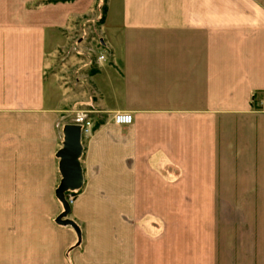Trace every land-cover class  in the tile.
Wrapping results in <instances>:
<instances>
[{
  "label": "crops",
  "instance_id": "1",
  "mask_svg": "<svg viewBox=\"0 0 264 264\" xmlns=\"http://www.w3.org/2000/svg\"><path fill=\"white\" fill-rule=\"evenodd\" d=\"M50 1L0 0V264H264V0ZM75 33L104 60L58 67Z\"/></svg>",
  "mask_w": 264,
  "mask_h": 264
},
{
  "label": "water",
  "instance_id": "2",
  "mask_svg": "<svg viewBox=\"0 0 264 264\" xmlns=\"http://www.w3.org/2000/svg\"><path fill=\"white\" fill-rule=\"evenodd\" d=\"M62 137L61 148L57 153L60 182L56 191V198L62 207V212L55 219V223L59 226L71 227L78 236V241H80L79 228L73 221L68 219L71 208L65 199V194L80 190L83 184L80 165L82 155L81 127L77 124L64 125Z\"/></svg>",
  "mask_w": 264,
  "mask_h": 264
},
{
  "label": "rangeland",
  "instance_id": "3",
  "mask_svg": "<svg viewBox=\"0 0 264 264\" xmlns=\"http://www.w3.org/2000/svg\"><path fill=\"white\" fill-rule=\"evenodd\" d=\"M71 37L72 38H70V37H68V39L66 38L65 45H63L61 48L58 49L59 52L57 53L56 58L58 56V59L59 60L56 59V58L53 59V61H55V62L58 61L59 62L58 67H62L60 64H65L66 63L67 53L75 52V50H76V52H78V54H77L78 62L75 65V68H77L78 65H81L82 64V61L85 58L89 57V56L90 57L88 59L89 60L91 59L92 60L91 61L92 63L94 61V62H96L98 64V57L99 56H104V55H101V52H100L99 39L97 37L95 38L94 45L93 44L86 45L87 42H88V40H86V42H83V43H82V41L81 42H78L79 39H82V38H79V37H83L80 33H75ZM85 46L87 47L86 54H84L82 52ZM54 55H55V52L48 56V61H47L48 65L46 67L48 75L50 73V66H51L50 64L52 63L51 62V57H53ZM63 67H64V71H63L64 72V77H66V74L67 73L70 74V72H72V70H69V72H66V67L64 65H63ZM82 73L83 72H81L80 75L77 74V77H76V74H75V78L73 80L74 81V85H78L75 82V79H79L80 78L82 80L83 78H85V76L84 77L82 76ZM74 91L76 92V90H74ZM78 106H81V104H79ZM66 107H68L67 109H69L68 110L69 112H67V113H73V112H71L73 110V109H71L72 108L71 105L67 104ZM79 108L80 109L77 111L78 114H76V115H81V116L84 115L85 116V118H84L85 121L88 120V122H89V120H91L89 112L87 110L81 109L83 107H79ZM71 115L74 116L75 114H71ZM90 122H92V120ZM68 195H67V197H68ZM70 195H74V194H70Z\"/></svg>",
  "mask_w": 264,
  "mask_h": 264
},
{
  "label": "built area",
  "instance_id": "4",
  "mask_svg": "<svg viewBox=\"0 0 264 264\" xmlns=\"http://www.w3.org/2000/svg\"><path fill=\"white\" fill-rule=\"evenodd\" d=\"M104 60L103 56L98 57V62H101ZM84 115H78L74 118V123L81 127V134H86L89 132L90 123L88 121H85ZM112 123L117 126H128L132 123V115L130 113H115L112 117ZM75 196L74 195H68V197H65L67 203L70 205Z\"/></svg>",
  "mask_w": 264,
  "mask_h": 264
},
{
  "label": "trees",
  "instance_id": "5",
  "mask_svg": "<svg viewBox=\"0 0 264 264\" xmlns=\"http://www.w3.org/2000/svg\"><path fill=\"white\" fill-rule=\"evenodd\" d=\"M61 1H65V0H52V1H50V2H61ZM104 11H105V7H104V5H103V6L101 7L102 15L104 14ZM101 20H102V19H101ZM76 192H78V191L67 192V193L65 194V197H67L68 194H75ZM80 240H81V238H80Z\"/></svg>",
  "mask_w": 264,
  "mask_h": 264
}]
</instances>
